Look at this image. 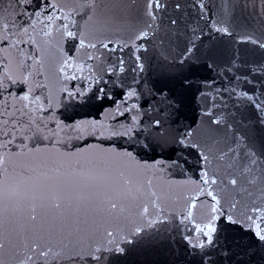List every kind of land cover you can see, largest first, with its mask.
Here are the masks:
<instances>
[{"label": "water", "instance_id": "95a60500", "mask_svg": "<svg viewBox=\"0 0 264 264\" xmlns=\"http://www.w3.org/2000/svg\"><path fill=\"white\" fill-rule=\"evenodd\" d=\"M261 235L264 0H0V264H264Z\"/></svg>", "mask_w": 264, "mask_h": 264}, {"label": "snow or ice", "instance_id": "6c2138e0", "mask_svg": "<svg viewBox=\"0 0 264 264\" xmlns=\"http://www.w3.org/2000/svg\"><path fill=\"white\" fill-rule=\"evenodd\" d=\"M233 183H234V181H233ZM258 235H259V233H258ZM260 238H261V239H264V235H261Z\"/></svg>", "mask_w": 264, "mask_h": 264}]
</instances>
